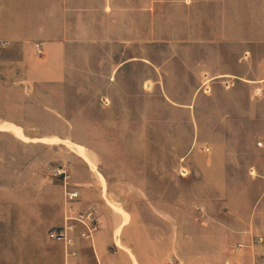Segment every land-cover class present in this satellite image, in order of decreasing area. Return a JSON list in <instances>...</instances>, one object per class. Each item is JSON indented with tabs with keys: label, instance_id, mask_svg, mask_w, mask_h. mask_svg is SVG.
Masks as SVG:
<instances>
[{
	"label": "crops",
	"instance_id": "0c3cea01",
	"mask_svg": "<svg viewBox=\"0 0 264 264\" xmlns=\"http://www.w3.org/2000/svg\"><path fill=\"white\" fill-rule=\"evenodd\" d=\"M164 9L162 27L178 28V32L155 34L152 29L155 31L159 25L153 20L146 26L148 34L140 36L138 20L132 21L134 34L112 37L115 46L128 48L125 53L120 52L125 55L124 60L116 63L109 74L105 71L97 74L107 79L104 91L111 101L112 89L119 85L124 70H129L131 77L144 75L141 83L148 88V99L155 101V106H147L146 116L133 115L132 105L130 115L118 116L107 123L195 126L189 146L183 130L179 131L178 137L183 147L172 150L169 140L168 146L162 149L163 161L165 157L170 161V156H177L187 173L180 177L178 185L173 186L168 180H155L150 175L144 181L133 180L127 186L122 180L110 182L102 174L97 180H73L80 198V202L77 199L74 203L81 205L83 200L92 201L87 209L94 210L99 220L94 241H78L79 246L86 245L90 249L82 256L86 264H168L170 261L174 264H229L234 255L229 245L231 237L237 236L245 242L255 232L264 239V0H179L177 9H167V6ZM130 10L138 13L146 10L145 13L155 19L156 11L152 6ZM58 20L56 5L53 10L51 4L50 14L44 16L41 0H0V73L8 85L6 90L24 92L27 88H23L21 82L33 83L35 92L40 91L37 87L43 84L68 82L75 90L73 79L77 64L70 54L71 44L77 45L76 49L72 46V51L82 55L83 81L90 82V62L94 59L89 48L91 38L71 41L61 38L56 30L53 34V28H58ZM140 44L145 47L167 45L169 51L140 53ZM102 54L100 57H107ZM113 57L117 58L116 55ZM87 87L88 84H84L82 90L87 91ZM140 90L144 89L136 88L134 92ZM119 106L113 102L105 108L112 111ZM11 108L23 113L26 105L20 102ZM20 117L6 115L0 117V123L10 125L4 127L22 136L19 123L25 120ZM76 149H81V157L95 167L86 147L78 145ZM113 185L129 187L130 200L113 193L110 190ZM22 186L0 181V211L4 217L0 223V264H50V253L40 245L11 242L12 188L21 189ZM36 187L44 188L39 196L46 203H42L41 208L50 212L49 217H43L44 228L63 225L68 211L61 187L53 181H41ZM95 188L99 202L90 191ZM18 194L20 198L27 197ZM120 197L122 204L132 205L129 211L124 209L129 213L130 221L128 218L124 221L122 215L114 221L107 220L103 216L105 204L101 200L105 199L108 204L112 198ZM142 202L147 205V210L153 211L154 217L155 205L175 204L173 215L157 208L161 220L172 226L163 227V231L155 226L151 229L156 232L153 235L167 237L162 246L154 241L135 243L129 234L124 236L121 231L128 222L130 227L133 226L136 217L141 225H149L141 214L139 206ZM187 203L198 205L201 221L208 220L212 227L187 228ZM33 207L39 208V204ZM75 207L74 210L78 208ZM137 224L135 236L149 233L145 226ZM187 235L213 239L207 243L193 241L187 244ZM19 236L27 242L36 234L28 225ZM120 241L132 247L135 259L131 257L127 262L107 253V246L121 247ZM30 251L33 253L28 257ZM12 252H18L17 260H12ZM259 252L264 254V240L259 244ZM160 254L162 258H155L161 257Z\"/></svg>",
	"mask_w": 264,
	"mask_h": 264
},
{
	"label": "rangeland",
	"instance_id": "374dc122",
	"mask_svg": "<svg viewBox=\"0 0 264 264\" xmlns=\"http://www.w3.org/2000/svg\"><path fill=\"white\" fill-rule=\"evenodd\" d=\"M41 2L44 16L50 14L51 4L53 10H55V5L58 10V28H53V34L56 30L61 38L71 41H74V39H80L78 41H81L83 37L91 38L89 48L91 55L94 57L90 62L92 75L90 82L88 80L83 81L82 55L72 51V46L75 49L77 48L76 44H71L69 47L70 54L73 55V61L77 64L75 79H73L75 90H72V86L68 82V84L51 86L43 84L37 87L40 91L35 92L33 83L21 82V86L27 88V90L22 93L9 92L5 89L8 85L6 86V82H3L6 80L0 73V117L6 115L10 117L21 116L20 118L25 120L24 123H19L22 136L10 128L4 127L8 124L0 123V181H9L12 185H23L21 189L12 188V191H14L10 212V239L12 244L21 242L31 244L34 247L40 245L50 253L52 258L50 264H62V255H64V264H66L67 254L64 244L50 240L48 234L53 227L50 229L44 228L42 224L44 215L49 217L50 212L42 211L41 204L45 201L39 195L44 188L36 187L37 183L53 181L54 184L61 187L66 202V210L68 211L65 218L72 217L73 213H75L74 217H77L79 213L90 210V208H87L92 204L90 200H83L84 202L81 205L80 203L76 204L74 202L77 199V202H80V198H70V194L76 192L77 187L75 184L73 185V180H97L101 179L102 174L110 182L122 180L123 185L127 186L133 180L144 181L150 175V177H153L152 179H165L171 182L172 186L178 185L180 177L186 176L187 171L180 166V160L177 156H170V161L169 157H165V161H163L162 149L165 145L168 146L169 140L172 150L183 147L182 141L179 144L178 140L179 131L182 132L183 130L186 134L187 146H189L193 139L195 126L166 123H107L108 120L112 121L118 116L130 115L132 105L134 108L133 115L146 116L147 106L154 104L155 101L148 99V88L144 82L141 83L145 78L144 75L138 77L133 75L131 77L130 71L124 70L119 85L112 89L113 99L111 101L109 95L104 91L107 79L97 74L99 71H105L109 74L114 65L125 57L120 52L125 53L128 48L115 46L112 37L118 35L125 37L131 35V33L134 34V30L132 32L130 25L132 21L136 22L138 20V34L140 36L148 34L146 26L151 25L150 23L153 20L159 25L155 28V31L152 29L155 34L164 32L168 34L169 31L178 32V28H163L162 23L163 15L166 12L164 7L177 9L179 0H41ZM148 5L155 9V19L149 17L145 13L146 10L144 13H140L143 12L140 10L139 13L130 10L134 7L146 8ZM165 46L167 45L158 44L145 47L140 44L139 51L140 53L147 50L149 53L169 51ZM191 50H195V48ZM100 53L107 55V57H100ZM109 54L110 56H108ZM39 55L41 54L39 53ZM115 55L117 58L113 57ZM21 74H24L23 70H21ZM84 84H88V90L85 92L82 90ZM136 88L144 90L136 93L134 92ZM20 102L26 105L23 113H18L16 109L11 108L12 105ZM113 102L120 106L112 111L107 110L105 107L110 106ZM54 104L61 107H54ZM152 106H155V104ZM54 136L55 138H53ZM78 145L84 149L86 147L85 150L90 154L89 156L95 167L89 165L83 156L84 159L81 157L76 149ZM97 190L96 188L90 190L93 191L96 198ZM110 190L113 193L115 192L116 195L130 200L129 187L116 188L113 185ZM18 193L25 194L27 197L20 198ZM120 199L122 197L117 200L112 198L108 204L105 199L104 201L101 200L105 204L102 209L103 216L107 220L114 221L115 218H120L121 215L124 217V221L127 218L129 219L128 216L130 215L124 209L129 211L132 205L122 204ZM97 200L100 201L99 198ZM144 202L139 207L142 210L141 214L144 215L145 222L148 221L149 225L147 227L144 223L141 225L136 217L133 226L130 227V222H128L121 227V231L124 232V236L129 234V238L133 239L135 243L145 244L148 241L150 243L154 241L162 246L164 239L167 237L155 235L156 232L151 229L155 226L156 229L161 228V231H163V227L168 229L172 226L161 220L160 211L157 208L160 210L165 209L173 215L175 214V204H157L156 207L153 205L157 210H155L156 215L154 217L153 211L147 210V205L143 204ZM35 204H39L40 209L33 207ZM73 206L79 209L75 207L76 210H74ZM197 206L187 203V228L201 230L203 227H212L208 220L201 221L200 217L202 215L199 214L200 208ZM90 211L93 212L95 217L96 231L93 233L95 237L99 220L94 210L91 209ZM148 216L152 220L148 219ZM2 219L4 217L0 211V223ZM135 224L139 227L145 226L149 233L135 236L134 231L137 227ZM28 225L35 231L36 236H31L33 237L31 241L25 242L24 237L21 238L19 233ZM75 226L76 232L74 231L72 236H74L78 245L80 256L87 255L90 249L86 245L79 246L78 243L79 240H84L81 236L83 228L78 223ZM231 238L232 241H229V245L234 251V255L231 257L229 264L264 263V254L259 252V244L264 240L263 237L253 232L249 241L244 242L237 236ZM212 239L213 237L210 236H186L187 244L193 241L195 243H207L211 242ZM88 241L93 242L94 240ZM106 249L107 253L117 255L119 259L127 262L131 257L136 258L132 247H127L124 244L121 247L110 245ZM32 253L33 251H30L27 256L29 257ZM160 256L155 258H162L163 255L160 254ZM18 258V252H12V260ZM81 260L83 264H86V260L82 257ZM96 260L98 263L97 255ZM168 264L174 263L170 261Z\"/></svg>",
	"mask_w": 264,
	"mask_h": 264
},
{
	"label": "built area",
	"instance_id": "2783aa9c",
	"mask_svg": "<svg viewBox=\"0 0 264 264\" xmlns=\"http://www.w3.org/2000/svg\"><path fill=\"white\" fill-rule=\"evenodd\" d=\"M78 197L77 192H72L70 198ZM75 215V213H73ZM67 217L65 223L58 227H53L48 234V237L52 241L62 242L66 250V264H83L81 260L78 245L76 244L74 236L75 225L81 224L83 231L81 236L84 240L94 239L93 233L96 231L95 217L92 211L86 210L83 213H79L77 217ZM76 232V231H75ZM264 264V263H263Z\"/></svg>",
	"mask_w": 264,
	"mask_h": 264
},
{
	"label": "bare ground",
	"instance_id": "6f19581e",
	"mask_svg": "<svg viewBox=\"0 0 264 264\" xmlns=\"http://www.w3.org/2000/svg\"><path fill=\"white\" fill-rule=\"evenodd\" d=\"M78 152L81 153V154H83V151H81V149H79ZM86 153H87V152H86ZM86 153H85V154H86ZM87 155H88V154H87ZM87 155H86V156H87ZM87 157H88V156H87ZM87 157H86V158H87ZM88 160H90V159H88ZM89 162H90V161H89Z\"/></svg>",
	"mask_w": 264,
	"mask_h": 264
}]
</instances>
